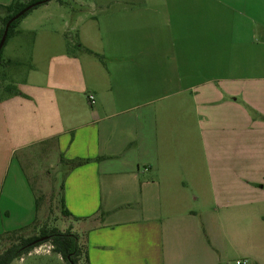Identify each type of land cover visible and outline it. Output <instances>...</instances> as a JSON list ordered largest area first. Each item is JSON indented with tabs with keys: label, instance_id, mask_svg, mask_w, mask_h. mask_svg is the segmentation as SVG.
<instances>
[{
	"label": "crops",
	"instance_id": "1",
	"mask_svg": "<svg viewBox=\"0 0 264 264\" xmlns=\"http://www.w3.org/2000/svg\"><path fill=\"white\" fill-rule=\"evenodd\" d=\"M114 4L68 20L51 1L8 40L0 196L11 158L52 148L84 162L61 196L86 264H264V0ZM38 27L17 81L11 49Z\"/></svg>",
	"mask_w": 264,
	"mask_h": 264
},
{
	"label": "rangeland",
	"instance_id": "2",
	"mask_svg": "<svg viewBox=\"0 0 264 264\" xmlns=\"http://www.w3.org/2000/svg\"><path fill=\"white\" fill-rule=\"evenodd\" d=\"M65 5L62 9L57 8L56 2L52 1V15L64 14L68 20L71 17L79 16L81 19L90 18L92 20L102 18L104 12L110 8H114L115 2H129L136 0H62ZM34 15V14H33ZM35 17V16H33ZM91 17H94L91 18ZM37 21V20H36ZM47 32L42 27H38L35 32L38 34L37 44L33 46L34 36H26L17 48L11 49L12 54L21 63L17 66L8 67L7 72L14 74L15 80L23 79L26 72L32 66V57H40L42 51L40 49L41 34ZM75 33H70L69 36L73 45L67 49L66 38L60 37L61 51H78L75 43ZM69 40V39H68ZM8 50H4L1 59L7 55ZM3 71L6 68H1ZM1 81V79H0ZM0 84V97L8 96L5 85L10 83ZM43 152V151H42ZM40 149L28 150L22 154H16L10 159L11 166L3 184L2 193L0 196V234L13 231L18 228L27 226L36 218V222L30 229L21 233L23 237L37 236L42 228H57L59 231H65L68 228L73 231L78 230L79 226L65 218L61 213V182L62 169L57 153L51 148L45 156ZM12 160V161H11ZM258 176V175H257ZM257 193H259L260 185L264 182H258ZM8 212L9 215H4ZM81 232V231H80ZM10 241H0V252L10 245ZM231 264H234L235 258L230 255ZM12 264H65L60 257L52 253L49 243L43 244L38 248L24 256L21 261H14Z\"/></svg>",
	"mask_w": 264,
	"mask_h": 264
},
{
	"label": "trees",
	"instance_id": "3",
	"mask_svg": "<svg viewBox=\"0 0 264 264\" xmlns=\"http://www.w3.org/2000/svg\"><path fill=\"white\" fill-rule=\"evenodd\" d=\"M51 1H55L59 5H65L62 0H12L10 4L6 6L0 5V38L2 36L6 23L18 14L23 9L30 7V9L20 18L12 22L8 28L6 39L2 50L0 51V67L4 65L1 55L8 40L15 34V29L19 22L27 17L33 10L48 4ZM3 79H1L2 81ZM6 86V85H5ZM6 91L11 95L13 89L10 86H6ZM17 95L18 93L15 92ZM1 98V97H0ZM83 161H64L60 158V164L69 170L82 165ZM62 194V184L60 188ZM61 213L65 218H71L69 213L64 209L63 200L61 196L60 200ZM36 218L33 222L27 226L18 228L13 231L0 234V241H10V245L0 252V264H12L14 261H21L24 256L29 255L32 250L39 246L49 243L51 251L55 255L61 258L65 264H86L85 247L81 242L80 235L74 232L73 229L68 228L65 231H59L57 228H42L37 236L23 237L21 233L31 228L35 224ZM78 221L77 219H70ZM40 239H43L40 241Z\"/></svg>",
	"mask_w": 264,
	"mask_h": 264
},
{
	"label": "water",
	"instance_id": "4",
	"mask_svg": "<svg viewBox=\"0 0 264 264\" xmlns=\"http://www.w3.org/2000/svg\"><path fill=\"white\" fill-rule=\"evenodd\" d=\"M30 9V7H27L25 9H23L22 11H20L18 14H16L14 17H12L5 25L4 27V30H3V33H2V36L0 38V51L2 50L3 48V45H4V42H5V39H6V35H7V31H8V28L10 26V24L12 22H14L15 20H17L18 18H20L21 16H23L28 10ZM43 239H40V241H42Z\"/></svg>",
	"mask_w": 264,
	"mask_h": 264
},
{
	"label": "built area",
	"instance_id": "5",
	"mask_svg": "<svg viewBox=\"0 0 264 264\" xmlns=\"http://www.w3.org/2000/svg\"><path fill=\"white\" fill-rule=\"evenodd\" d=\"M87 100H88V102H89L90 105L93 104V97L92 96H88L87 97ZM234 264H247V262L245 260H236L234 262Z\"/></svg>",
	"mask_w": 264,
	"mask_h": 264
}]
</instances>
